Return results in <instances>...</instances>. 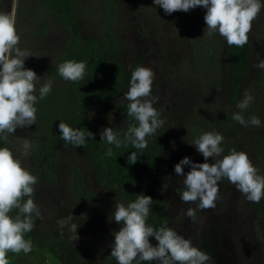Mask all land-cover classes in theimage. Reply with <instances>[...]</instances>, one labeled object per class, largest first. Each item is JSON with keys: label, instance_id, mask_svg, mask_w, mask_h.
Masks as SVG:
<instances>
[{"label": "rangeland", "instance_id": "374dc122", "mask_svg": "<svg viewBox=\"0 0 264 264\" xmlns=\"http://www.w3.org/2000/svg\"><path fill=\"white\" fill-rule=\"evenodd\" d=\"M93 1H85L79 16L83 36L97 33L100 25L98 9ZM13 3L14 0H0V12L11 11ZM116 4V29L121 33V39L128 44L140 42L143 47L152 48L143 67L152 69L156 77L154 84L159 83L152 95L159 97L158 104L165 120L162 128L170 152L171 171L165 175L166 190L163 193L170 216L175 224L183 227V236L190 239L193 246L201 245L203 250H209L203 239L207 230L211 231L214 245L209 253L212 258L210 264H223L225 261L230 264H264V232L256 227L254 203L247 201L234 185L224 179L218 184L220 198L216 207L198 210L197 221L193 223L185 212L190 207L196 208V204L180 201L178 189L182 188V178L174 171L175 165L184 157L197 164L213 162L211 158L205 161L197 152L191 131H197L195 135L198 137L201 133L216 132L217 122L221 124L220 134L230 146L229 153L232 149L243 151L253 165L257 160L255 153L261 151L264 154V80L259 84L254 81L258 73L264 74V70L253 67L259 62L257 53L260 60H264V8L252 24L251 68L245 91L254 97V101L244 113L246 119L252 115L259 117L262 126L244 127L227 117L236 112V108L225 112L228 108L225 104L227 78L222 60L226 40L218 33L209 35L205 30L206 9L197 7L187 13L177 11L167 15L154 4V0H116ZM15 14V26L20 36L18 47L32 54L25 60L24 67L43 78L36 85L38 89L49 79L47 67L58 57L65 30L48 19L39 0H18ZM127 36L130 38L126 39ZM209 55H215L218 63L214 67H199L198 63ZM214 80L215 85L209 88ZM35 94L38 95V91ZM217 97L218 101H215ZM92 113L90 120L99 133L104 128H119L114 109L102 107ZM35 132V124L18 128L6 142L14 157L21 160L22 167L38 178L33 199L43 216V219L35 220L32 232L25 234V239L32 241V251L27 255L8 253L9 264H60L47 259L43 251L44 242L60 237L66 239L69 249L83 253L85 263L108 264L112 258L110 245L114 243L113 233L122 227L110 217L115 203H123L121 196L115 190L99 185L87 161L71 148H63L62 160L50 176L44 165L36 164L30 155L21 156L23 140L32 143ZM74 168L83 171L84 186L94 194L90 202H79L75 198L71 187ZM183 171L186 175L191 168L184 166ZM71 214L73 222L79 226V240L74 243L69 241L72 233L68 228L63 229L61 236L62 230L57 224L58 220Z\"/></svg>", "mask_w": 264, "mask_h": 264}, {"label": "clouds", "instance_id": "9594fccd", "mask_svg": "<svg viewBox=\"0 0 264 264\" xmlns=\"http://www.w3.org/2000/svg\"><path fill=\"white\" fill-rule=\"evenodd\" d=\"M154 4L162 8L167 15L174 12H189L201 7L206 9L204 22L208 34L218 33L226 40L229 47L243 48L249 42V33L253 21L257 18L264 3L261 0H154ZM18 0H14L11 11L0 12V139L8 141L18 128L36 124L38 100L45 99L52 91L53 81L47 80L37 89L40 78L31 69H25L24 62L32 54L27 49L18 47L20 36L16 30V8ZM258 63L253 67L264 70V60L256 54ZM39 58V57H37ZM131 70V66H129ZM86 63L68 60L58 66L59 76L66 82L79 83L85 75ZM155 73L150 68L137 66L131 70L129 89L122 99L128 102L127 116L136 123L130 124L120 138L119 133L111 127L100 132L101 141L109 147L106 157L113 155V148H127L129 144L136 150L147 148V137H154L165 124L161 113L154 107L159 102L158 96L152 95ZM38 91V96L35 94ZM254 97L246 90L236 107L239 111L231 114V119L244 127H261L259 117L252 115L245 118L244 113L252 106ZM94 113L89 114V119ZM60 138L74 147H83L86 141H92L94 134L83 128L73 129L64 122L59 123ZM224 137L217 132H205L194 140L195 149L205 161L212 163H193L184 157L175 165V174L181 177L182 188L178 189L182 203H195L196 208H188L187 218L193 223L197 221V211L214 209L219 199L218 184L227 179L247 201L259 203L264 198V176L252 164L243 151L232 149L223 155L221 146ZM34 145L23 140L21 156H28ZM222 157V158H221ZM131 165L138 161L137 152L128 157ZM184 166L191 171L186 175ZM38 178L22 167L20 159L14 157L8 147H0V264H9L8 253L24 255L32 251L31 239L25 234L32 232L36 219H43L38 205L34 202V186ZM27 198V199H25ZM198 202V203H197ZM153 200L143 193L136 195L134 202L127 206L115 203L111 220L122 227L114 232V243L111 257L117 264H210L212 258L204 251L193 246L190 239L177 234L167 223L159 229L146 224ZM18 210L13 218L9 214ZM72 214L57 221L63 236V229L72 233L70 242L79 240L78 225L73 222ZM154 237L158 242L155 247L149 242Z\"/></svg>", "mask_w": 264, "mask_h": 264}, {"label": "trees", "instance_id": "16d2710c", "mask_svg": "<svg viewBox=\"0 0 264 264\" xmlns=\"http://www.w3.org/2000/svg\"><path fill=\"white\" fill-rule=\"evenodd\" d=\"M85 1L39 0L48 19L60 24L66 36L57 59L47 67L49 79L53 81L52 91L45 99L38 100L34 105L37 108L36 134L32 137L34 146L30 156L36 164H43L50 176L62 160L63 148H71L87 161L97 183L102 187L115 190L121 196L125 206L134 202L136 195L141 193L152 198L153 203L150 206L147 225L159 229L167 223L177 234L183 236V227L175 224L163 196L166 190L165 175L171 171L170 152L164 137V129L160 128L154 137H147L148 146L142 151L134 149L130 144L127 148L119 149L111 146L113 155L106 157L105 151L109 145L101 141L100 133L89 119V114L102 107L114 109L119 122V128L116 131L120 138H123L128 126L136 122L127 116L128 102L122 97L129 89L131 70L137 66L143 67L152 48L143 47L140 42L136 45L128 44L125 39H121L122 35L119 29H116L118 17L116 0L93 1L98 9L100 25L97 33L83 36L79 16ZM248 35L249 42L243 48L229 47L226 42L223 47V71L227 78L225 94L228 97V99L225 98V104H228L225 112L229 108H236L235 111H239L236 105L243 98L242 95L248 84L253 48L251 32ZM68 60L86 63L84 78L79 83L66 82L58 74V66ZM216 63L218 62L215 55L211 57L209 55L204 61H200L198 66L203 65L208 68L214 67ZM262 80H264V74L260 72L254 81L259 84ZM215 83L216 80L211 81L209 88H212ZM158 84L153 83L152 93L159 86ZM215 101H218V97ZM154 107L161 113V119H164L159 104H154ZM227 117L231 118V115ZM60 122L68 124L73 129L83 128L90 131L94 134V139L86 141L83 147L66 144L60 138L61 133L58 127ZM216 127L215 131L221 133L219 122L216 123ZM196 133L197 131H191L192 141L198 137ZM222 145L227 151L223 155H228L230 146L225 140ZM0 147H8L3 139H0ZM133 151L137 152L138 161L131 165L128 157ZM256 157L257 162L255 161L254 166L258 169V174L264 176V154L258 151L257 154L255 153ZM71 182L75 198L79 202H90L94 194L85 188L84 175L80 168L72 170ZM17 211L14 209L9 215L14 218ZM253 211L256 227L264 232V198L259 203L253 204ZM213 236L211 231L207 230V235L203 239L209 250L201 249V245L196 247L209 255L213 250ZM149 242L153 247L158 243L154 237H150ZM43 249L47 259H53L60 264H93L85 263L84 255L80 250L69 249L64 237L44 242ZM7 258L10 259L9 256ZM108 264H117V261L111 258ZM142 264H156V262H142ZM223 264H230V262L225 261Z\"/></svg>", "mask_w": 264, "mask_h": 264}]
</instances>
